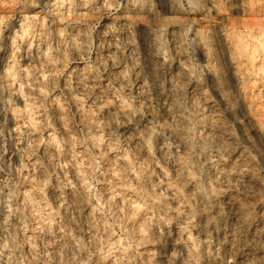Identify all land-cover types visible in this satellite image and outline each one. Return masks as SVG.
I'll list each match as a JSON object with an SVG mask.
<instances>
[{"label":"clouds","instance_id":"9594fccd","mask_svg":"<svg viewBox=\"0 0 264 264\" xmlns=\"http://www.w3.org/2000/svg\"><path fill=\"white\" fill-rule=\"evenodd\" d=\"M0 264H264V0H0Z\"/></svg>","mask_w":264,"mask_h":264}]
</instances>
